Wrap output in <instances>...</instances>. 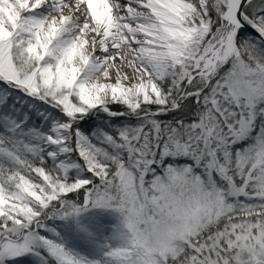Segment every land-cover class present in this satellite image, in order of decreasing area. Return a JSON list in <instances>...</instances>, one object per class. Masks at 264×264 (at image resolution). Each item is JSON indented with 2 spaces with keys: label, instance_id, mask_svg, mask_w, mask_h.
<instances>
[{
  "label": "snow or ice",
  "instance_id": "6c2138e0",
  "mask_svg": "<svg viewBox=\"0 0 264 264\" xmlns=\"http://www.w3.org/2000/svg\"><path fill=\"white\" fill-rule=\"evenodd\" d=\"M0 264H264V0H0Z\"/></svg>",
  "mask_w": 264,
  "mask_h": 264
}]
</instances>
